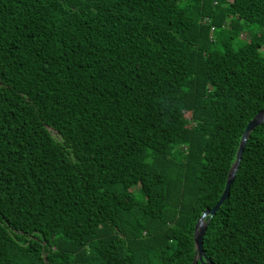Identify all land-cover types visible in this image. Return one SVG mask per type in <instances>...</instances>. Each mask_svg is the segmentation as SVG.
Returning a JSON list of instances; mask_svg holds the SVG:
<instances>
[{"label":"trees","instance_id":"obj_1","mask_svg":"<svg viewBox=\"0 0 264 264\" xmlns=\"http://www.w3.org/2000/svg\"><path fill=\"white\" fill-rule=\"evenodd\" d=\"M261 112L264 0H0V264H192ZM204 251L264 264V124Z\"/></svg>","mask_w":264,"mask_h":264},{"label":"water","instance_id":"obj_2","mask_svg":"<svg viewBox=\"0 0 264 264\" xmlns=\"http://www.w3.org/2000/svg\"><path fill=\"white\" fill-rule=\"evenodd\" d=\"M263 124H264V112H261L258 115H256L253 118V120L248 124L243 134V137L241 139V143H240V147H239V150L236 156V160L229 172L226 187H225L222 197L220 198L219 202L215 205V207L213 209L206 210L202 214L199 221L197 222L195 226V232H194L196 256L192 264H198V262L202 264H214L210 261V259L207 257L204 251V237L206 235L209 221L213 216L216 215V213L220 210L224 202L229 198L230 189L235 181L236 174L239 169L242 156H243L245 147L248 143V140L250 138V135L256 128L260 127ZM207 218H209L208 221H207Z\"/></svg>","mask_w":264,"mask_h":264},{"label":"rangeland","instance_id":"obj_3","mask_svg":"<svg viewBox=\"0 0 264 264\" xmlns=\"http://www.w3.org/2000/svg\"><path fill=\"white\" fill-rule=\"evenodd\" d=\"M249 31H250V34L257 33L259 31V27L258 26H252L249 29ZM247 40H248V37H242L240 40L237 41L236 48H238L239 46L244 44ZM52 135H53V137L58 138V135L55 131H52ZM137 196H138V194H137Z\"/></svg>","mask_w":264,"mask_h":264}]
</instances>
